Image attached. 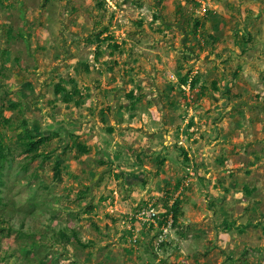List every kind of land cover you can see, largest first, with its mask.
<instances>
[{"label":"rangeland","instance_id":"1","mask_svg":"<svg viewBox=\"0 0 264 264\" xmlns=\"http://www.w3.org/2000/svg\"><path fill=\"white\" fill-rule=\"evenodd\" d=\"M0 133V264H264V0H0Z\"/></svg>","mask_w":264,"mask_h":264},{"label":"trees","instance_id":"2","mask_svg":"<svg viewBox=\"0 0 264 264\" xmlns=\"http://www.w3.org/2000/svg\"><path fill=\"white\" fill-rule=\"evenodd\" d=\"M182 82L184 84H187L189 82V75L183 78ZM197 83H198V78H193L192 81H190V85L192 87H195ZM61 88L62 87L58 86V91H60ZM26 123L27 122H25V124ZM20 138L23 140L22 141V145H23L22 155L26 157H30L31 159H37L42 156L41 147L48 142L50 136L49 135H36L35 133L27 129L26 134L21 135ZM10 162H11V148L4 141L3 134L0 133V186L4 184L3 178H4L5 169L8 163ZM0 200H1V196H0ZM172 213L174 214V223H175V220L177 218V210H175Z\"/></svg>","mask_w":264,"mask_h":264},{"label":"built area","instance_id":"3","mask_svg":"<svg viewBox=\"0 0 264 264\" xmlns=\"http://www.w3.org/2000/svg\"><path fill=\"white\" fill-rule=\"evenodd\" d=\"M140 220L145 223H149L150 226L157 227L161 221V211L158 209L154 203L149 204L139 210L138 214ZM166 223L161 227V237L160 242H164L169 238V228L174 225V218L173 215H166ZM137 241V239H135Z\"/></svg>","mask_w":264,"mask_h":264}]
</instances>
